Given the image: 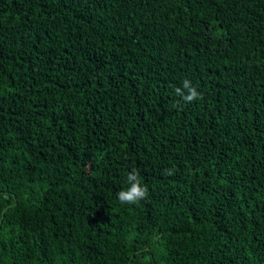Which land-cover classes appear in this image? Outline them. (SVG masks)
Segmentation results:
<instances>
[{"label":"trees","instance_id":"trees-1","mask_svg":"<svg viewBox=\"0 0 264 264\" xmlns=\"http://www.w3.org/2000/svg\"><path fill=\"white\" fill-rule=\"evenodd\" d=\"M0 264H264V0H0Z\"/></svg>","mask_w":264,"mask_h":264},{"label":"clouds","instance_id":"clouds-1","mask_svg":"<svg viewBox=\"0 0 264 264\" xmlns=\"http://www.w3.org/2000/svg\"><path fill=\"white\" fill-rule=\"evenodd\" d=\"M175 94L180 97L184 103H191L199 99L200 94L192 87L191 82L184 80L182 88H176ZM167 174L171 175V170H167ZM138 172L133 169L127 174V187L117 193L118 202L125 205H136L148 196V189L146 186L141 185L138 178Z\"/></svg>","mask_w":264,"mask_h":264}]
</instances>
